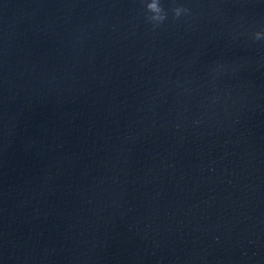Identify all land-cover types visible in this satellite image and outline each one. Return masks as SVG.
<instances>
[{"label":"water","instance_id":"water-1","mask_svg":"<svg viewBox=\"0 0 264 264\" xmlns=\"http://www.w3.org/2000/svg\"><path fill=\"white\" fill-rule=\"evenodd\" d=\"M147 2L0 0V264H264V0Z\"/></svg>","mask_w":264,"mask_h":264},{"label":"clouds","instance_id":"clouds-1","mask_svg":"<svg viewBox=\"0 0 264 264\" xmlns=\"http://www.w3.org/2000/svg\"><path fill=\"white\" fill-rule=\"evenodd\" d=\"M143 2V0H141ZM146 20L153 26V30L159 27L167 19L168 13L164 10L161 0H149L144 4ZM172 18L176 20L181 17L182 14H187L188 9L184 7H174L171 9ZM255 39H261V33H255Z\"/></svg>","mask_w":264,"mask_h":264}]
</instances>
